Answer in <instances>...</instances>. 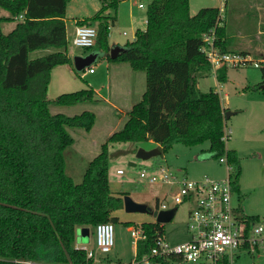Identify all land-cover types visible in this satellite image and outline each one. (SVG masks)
<instances>
[{
  "label": "trees",
  "instance_id": "1",
  "mask_svg": "<svg viewBox=\"0 0 264 264\" xmlns=\"http://www.w3.org/2000/svg\"><path fill=\"white\" fill-rule=\"evenodd\" d=\"M69 1L0 0V9L11 15L0 23L17 21L8 34L0 29V264H93L84 250L75 248L77 228L117 223L112 214L123 208L124 195L113 196L109 190V143L151 141L162 155L173 144L193 147L208 142L212 157H224L231 166L232 190H239V157L225 147V109L213 89L202 93L197 88L198 80L211 71L200 50L202 34L214 28V45L221 53L247 52L234 51L224 26L215 27L218 8L203 7L191 15L189 0H151L145 29H137L133 41L114 59L109 57L108 36L122 0H99L94 15L77 21L78 26L95 24L94 52L142 72L145 90L122 127L89 161L81 182L74 183L64 158L65 149L74 143L68 129L89 132L95 117L89 111L52 114L49 106L92 102L94 91L49 101L51 70L72 65V60L61 51L30 58L38 50L66 47ZM262 65L261 82L253 88L264 93ZM226 71H215L218 82L226 81ZM139 227L146 237L135 245V261L149 253L157 235H164L163 225L155 222Z\"/></svg>",
  "mask_w": 264,
  "mask_h": 264
},
{
  "label": "rangeland",
  "instance_id": "2",
  "mask_svg": "<svg viewBox=\"0 0 264 264\" xmlns=\"http://www.w3.org/2000/svg\"><path fill=\"white\" fill-rule=\"evenodd\" d=\"M135 0H122L118 8L121 11L132 10L136 16L134 27L142 29L145 27L146 9H138ZM190 0V14H195L198 6L223 8L226 14L222 18L234 22V13L241 12L244 15V29L247 32H255V23L252 20L251 9L248 8L249 0ZM123 3V4H122ZM147 3V2H146ZM100 6L99 0H71L65 11L66 40L65 48L55 50L53 48L38 50L30 53V58L47 55L48 53L61 51L71 58L96 53L95 60L84 71H76L72 65H58L50 72V82L47 88L46 98L49 101L63 94L78 92L80 90H93L95 98H105L111 101L119 97L118 89L122 87L114 84V69L123 64L109 60L104 53L94 52L93 48L77 47L72 44L74 34L75 18L88 17L96 13ZM117 8V12H118ZM111 15L113 14L110 11ZM11 15L0 9V18H9ZM116 23L109 30V41L113 45L123 47L126 42L133 41V28L129 24L126 13L121 12ZM17 21L0 23L3 34H8L16 25ZM95 27V25H92ZM233 26V24H232ZM244 38L242 43L246 45ZM241 43V44H242ZM129 67L127 64H124ZM254 67L248 63L240 67H227L226 81L220 83L216 80L211 70L207 76L198 80L199 92H207L213 89L218 93L221 105L225 109L224 131L229 134L225 141L227 149L235 150L239 157L240 177L238 181L239 190L232 195V204L240 207L245 214L255 215L264 220V93L254 90V86L261 82V67ZM89 68L92 70L89 73ZM132 71V70H130ZM144 76L142 72H138ZM121 91V89H120ZM115 102V101H114ZM52 114H63L66 116L78 115L84 111H91L95 115L94 125L90 132L81 129H68L74 139V143L64 151L66 162V173L73 179L74 183L81 182L84 171L89 161L100 152V147L107 137L122 127L127 120L124 116L126 111H116L97 99L92 102H84L75 106H49ZM87 139V143L81 139ZM92 143V144H91ZM82 144V145H81ZM92 145V146H91ZM157 146L151 141L141 143L117 142L108 144V183L109 190L113 196H128L137 203H143L150 209H154L157 198L162 199L170 193L169 186L160 183L148 184L138 179V171L143 166L156 165L169 167L178 180L185 178L189 181L201 180L203 177L210 179H221L227 175L224 164L214 159L209 150V143L189 147L183 144H173L166 152L158 158L147 161L136 158L139 149L152 150ZM159 162V163H156ZM121 169L124 175H117L116 170ZM177 190L172 187V192ZM168 207L171 203H167ZM190 204H180L176 207L174 217L163 224V232L166 241L170 244L180 243L188 239L187 215ZM118 222L113 224V246L107 254H102L96 248V236L94 229L83 227L82 237H76L75 242L80 247L92 251L99 264L128 263L134 259V243L130 236L129 227H136L142 223L153 222L154 218L146 213H127L122 209L113 214ZM128 225V226H127ZM78 234H76L77 236ZM87 236V238H85ZM202 264V263H199ZM232 264H264V252L243 253L235 257Z\"/></svg>",
  "mask_w": 264,
  "mask_h": 264
},
{
  "label": "built area",
  "instance_id": "3",
  "mask_svg": "<svg viewBox=\"0 0 264 264\" xmlns=\"http://www.w3.org/2000/svg\"><path fill=\"white\" fill-rule=\"evenodd\" d=\"M138 9H147L151 0H135ZM147 2V3H146ZM223 8L215 27L220 26ZM97 29L90 25L75 26L72 44L77 47L93 48L96 42ZM201 52L205 55L214 72L221 67H240L253 63L259 67L248 55L239 53H221L214 45V28L202 34ZM86 69V68H85ZM84 69V70H85ZM83 70V71H84ZM89 73L92 70L89 68ZM226 167L227 175L221 179L203 177L201 180L189 181L183 178L178 180L166 166L148 165L138 171V179L148 184L168 185L170 193L162 199L157 198L152 210L165 211L180 204H190L187 215V241L170 244L164 235H157L153 247L140 261L134 259L128 264H232L235 257L247 253L264 252V220L253 216L243 215L238 207L232 204L231 180L229 174L231 166L224 157L218 159ZM117 175H124L121 169ZM177 190L172 192V187ZM167 203H171L168 207ZM133 243L144 240L146 235L139 226L129 227ZM96 248L102 254L110 252L113 246V224L100 223L94 227ZM88 258L97 263L94 253L80 247Z\"/></svg>",
  "mask_w": 264,
  "mask_h": 264
},
{
  "label": "crops",
  "instance_id": "4",
  "mask_svg": "<svg viewBox=\"0 0 264 264\" xmlns=\"http://www.w3.org/2000/svg\"><path fill=\"white\" fill-rule=\"evenodd\" d=\"M230 1L231 2H236L237 0H230ZM226 2H229V0H227ZM189 5H190V0H189ZM226 5L227 4H225V10H223L225 14H226V11H227ZM248 5H249L248 8L251 9L250 12L252 14V20L255 23V32L251 33V32L245 31L244 22L242 24V20L244 18V15L241 14L240 11L237 12V13L233 12L234 13V18L233 19L235 20V23L234 22H230V21H226V17H223L222 20H221L220 26H224L227 38L231 39L233 41L232 47H233L234 51H246L247 55L253 61H257L259 63V66H260V64H264V0H249L248 1ZM198 7H199L198 10L203 8L200 5ZM210 7H216V6H210ZM99 8H100V6L97 8L96 12L99 10ZM198 10H196V12ZM121 12L126 13V15L128 17V21L127 22H129V24L133 28V34H134L135 31L137 29H139V28L133 26V24L135 22V19H136V16L134 15L132 10L127 9L126 11H121V9L118 8L117 17H119V19L121 17ZM191 15H193V14H191ZM89 17H91V16L75 18L74 21H73L74 27L77 25L76 24L77 21L82 20L84 18H89ZM143 19H144L143 23L146 24V18H143ZM115 23H116V19H115ZM232 24H233V26H232ZM91 25H95V24H91ZM144 29H145V27L142 28V29H139V30H144ZM244 38L247 40L246 43H245L246 45H248L247 47L242 43ZM133 39H134V36H133ZM108 45H109L110 49L112 47H114V46H117L115 44L112 45L110 43L109 36H108ZM121 64H123V65L117 66L114 69V73H115L114 74V80H115L114 84L118 83L119 85H122V87H120L118 89V91L120 93H119V97L116 98L117 100H114L115 101L114 102V101H111V100L105 99V98H102V99L101 98H95L96 97L95 93H94V100L97 99L98 102L102 101V102H104L105 105L115 109L118 112L119 111H126L124 113V116L127 117L128 116V112L130 111L132 106L141 99V96H142V94H143V92L145 90V76H143L141 74H138V72L130 71L131 70L130 67H127L126 65H124L125 63H121ZM120 89H121V91H120ZM94 117H95V115H94ZM226 136H228V138H229V134L228 133L226 134ZM81 140L82 141L84 140L83 142L87 143V141H86L87 139L85 140V139L82 138ZM156 146L158 147V145H156ZM238 208L242 212L243 215L257 217L255 215L245 214L243 212V210L240 209L239 206H238ZM82 228L83 227H78L77 231H76V234H80L79 230L82 229ZM76 237H77V239L79 238L78 235ZM188 239H189V236H188ZM182 242H184V241H182ZM175 244H177V243H175ZM75 248H80V246L77 245L76 242H75ZM135 248H136V246L134 244V247H133L134 256H135ZM259 253H261V252H259ZM98 262L99 261H97V263ZM107 262L110 263L109 261H107ZM130 262H128V263H130ZM108 263H105V264H108ZM128 263H121V262L119 263L118 262V264H128Z\"/></svg>",
  "mask_w": 264,
  "mask_h": 264
},
{
  "label": "water",
  "instance_id": "5",
  "mask_svg": "<svg viewBox=\"0 0 264 264\" xmlns=\"http://www.w3.org/2000/svg\"><path fill=\"white\" fill-rule=\"evenodd\" d=\"M124 51L123 47L114 46L109 51V57L111 59H114L117 57L118 54ZM97 54L96 53H89L85 56H75L72 59V63L74 66V69L76 71H82L85 68L89 67L91 63L95 60ZM160 155V150L158 148H154L149 151H145L143 149H139L136 153V158L140 160H149L156 156ZM123 210L127 213H146L151 215L154 218V222L163 225L164 223L169 222L176 213V208L173 207L169 210L165 211H159L150 209L148 206H146L143 203H137L133 201L128 196H123ZM79 239L82 237V231H80V234H78ZM88 235H86L85 238H87Z\"/></svg>",
  "mask_w": 264,
  "mask_h": 264
}]
</instances>
